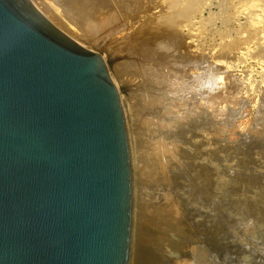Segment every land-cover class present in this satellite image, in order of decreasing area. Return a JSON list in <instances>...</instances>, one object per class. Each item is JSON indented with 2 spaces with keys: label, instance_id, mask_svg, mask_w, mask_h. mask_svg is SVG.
<instances>
[{
  "label": "rangeland",
  "instance_id": "374dc122",
  "mask_svg": "<svg viewBox=\"0 0 264 264\" xmlns=\"http://www.w3.org/2000/svg\"><path fill=\"white\" fill-rule=\"evenodd\" d=\"M29 1L120 92L129 264H264V0Z\"/></svg>",
  "mask_w": 264,
  "mask_h": 264
},
{
  "label": "water",
  "instance_id": "95a60500",
  "mask_svg": "<svg viewBox=\"0 0 264 264\" xmlns=\"http://www.w3.org/2000/svg\"><path fill=\"white\" fill-rule=\"evenodd\" d=\"M0 0V264H129L132 153L107 62Z\"/></svg>",
  "mask_w": 264,
  "mask_h": 264
},
{
  "label": "bare ground",
  "instance_id": "6f19581e",
  "mask_svg": "<svg viewBox=\"0 0 264 264\" xmlns=\"http://www.w3.org/2000/svg\"><path fill=\"white\" fill-rule=\"evenodd\" d=\"M59 1V0H58ZM59 7V6H58ZM90 8V7H89ZM89 8L87 7V11L89 10ZM71 17L72 18H74V20H76V21H78V22H81V21H84V23L85 22H87V24L88 23H90L91 22V15H90V12H88V13H86V11L85 12H82V11H80L79 9H75V10H72V14H71ZM82 23V22H81ZM81 45V44H80ZM222 78V77H221ZM223 80V79H222ZM219 82H220V79H219ZM222 82V81H221ZM114 83V82H113ZM224 83V82H223ZM116 86V85H115ZM116 88H117V86H116ZM117 90H118V88H117ZM120 98H121V95H120ZM121 100H122V98H121ZM122 103V102H121ZM124 106V105H123ZM123 111H125V110H123ZM124 115H126V114H124ZM126 117V116H125ZM126 120V119H125ZM130 136V135H129ZM130 150H131V148H130ZM132 164V163H131ZM132 235H133V228H132Z\"/></svg>",
  "mask_w": 264,
  "mask_h": 264
}]
</instances>
